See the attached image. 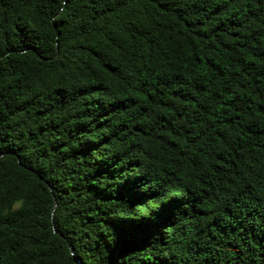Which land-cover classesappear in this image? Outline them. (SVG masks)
<instances>
[{"label":"trees","instance_id":"obj_1","mask_svg":"<svg viewBox=\"0 0 264 264\" xmlns=\"http://www.w3.org/2000/svg\"><path fill=\"white\" fill-rule=\"evenodd\" d=\"M0 264H264V0H0Z\"/></svg>","mask_w":264,"mask_h":264}]
</instances>
